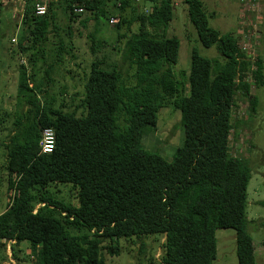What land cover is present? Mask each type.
Segmentation results:
<instances>
[{"label":"trees","instance_id":"16d2710c","mask_svg":"<svg viewBox=\"0 0 264 264\" xmlns=\"http://www.w3.org/2000/svg\"><path fill=\"white\" fill-rule=\"evenodd\" d=\"M111 1L56 0L46 15L37 16L36 0H26L20 48L29 53V69L23 68L14 112L0 108V126L13 118L3 147L8 191L15 194L13 213L0 216V242H28L35 264H105V241L160 235L163 264H214L221 228L236 233L238 264H256L246 212L252 172L247 160L229 154L237 80L251 63L232 34L210 26L201 0L183 1L201 44L217 45L224 59L216 72L194 49L188 81L186 75L176 79L180 42L165 35L174 0H152L150 13L120 19L118 29L125 24L130 30L136 21L139 29L119 35L125 39L119 62L110 68L90 64L80 104L74 105L78 94L66 92L56 108L42 102L56 67L52 62L43 68L54 8L64 3L73 20L79 17L74 8L81 6L99 20L107 18ZM121 2L124 11L129 3ZM254 66L256 85L264 86L262 60ZM171 104L181 112L186 140L167 162L145 150L142 138ZM255 106L254 98L253 111ZM48 128L55 144L43 154ZM58 185L67 186L77 203L57 197L51 187Z\"/></svg>","mask_w":264,"mask_h":264},{"label":"rangeland","instance_id":"374dc122","mask_svg":"<svg viewBox=\"0 0 264 264\" xmlns=\"http://www.w3.org/2000/svg\"><path fill=\"white\" fill-rule=\"evenodd\" d=\"M127 1L129 4L123 11L121 0H112L108 6L107 18L99 20L92 19L85 11L71 20L69 12L62 9L64 3L54 8V17L48 20L46 27L48 42L43 68L52 62L56 67L52 74L53 82L42 97L43 103L56 108L66 92L68 96L78 94L73 103L80 104L85 92L82 81L84 75L90 73V64L96 61L105 68H110L120 61L125 39L120 40L118 37L129 35L131 31L137 32L139 23L134 22L130 30L125 24L118 29V24H110V19L120 17L129 20L133 16L140 17L150 13L154 5L152 0ZM201 1L209 15L210 26L224 34H232L251 63L249 72L240 73L242 78L237 80L229 154L247 160L251 168L252 178L247 188V231L253 239L256 264H264V86L256 85L253 74L254 63L259 59L264 67V0ZM0 3L3 7L0 14V108L13 113L20 102L17 89L24 73L23 68L27 71L29 69V53L20 48L21 35L26 37L21 23L26 0H0ZM133 8L136 11H132ZM90 35L94 36L93 42ZM165 35L176 37L180 42L179 59L173 67V73L179 82L184 79V75L185 81H188L194 49L212 61L213 72H216L218 63L221 65L224 62L217 45L206 48L201 44L189 19L188 6L183 0H174L173 19ZM92 47L94 51H91ZM58 59H62V62H57ZM132 73L129 70L128 83ZM41 76L42 74L39 75L40 78ZM131 84L130 82L129 85ZM254 98L256 106L253 111ZM67 102L72 103L69 99ZM12 120L11 117L0 126V216L11 212L10 206L15 195L14 191H8L6 151L3 147L8 132L12 129ZM124 127L121 126V129L124 130ZM185 140L181 112L171 104L160 110L156 127L145 128L142 144L148 152L171 162L177 151L184 146ZM51 191L67 203H77L67 186H52ZM216 238L218 253L214 264H238L235 231L218 228ZM163 242L164 238L160 235L105 241L101 254L105 264H163ZM110 247H113V253ZM0 264H35L29 243L14 245L11 242H0Z\"/></svg>","mask_w":264,"mask_h":264},{"label":"built area","instance_id":"2783aa9c","mask_svg":"<svg viewBox=\"0 0 264 264\" xmlns=\"http://www.w3.org/2000/svg\"><path fill=\"white\" fill-rule=\"evenodd\" d=\"M4 1V0H3ZM56 0H36L34 4V12L37 16H44L48 12L49 4ZM93 1V0H89ZM76 14H81L84 12V8L81 6H76L74 8ZM120 22V18L113 17L110 19V24L116 25ZM55 144V134L53 129H45L42 133L41 139V149L43 154H50L54 149Z\"/></svg>","mask_w":264,"mask_h":264},{"label":"crops","instance_id":"0c3cea01","mask_svg":"<svg viewBox=\"0 0 264 264\" xmlns=\"http://www.w3.org/2000/svg\"><path fill=\"white\" fill-rule=\"evenodd\" d=\"M249 2H250V0H249ZM251 2H252V0H251ZM249 4V3H248Z\"/></svg>","mask_w":264,"mask_h":264}]
</instances>
